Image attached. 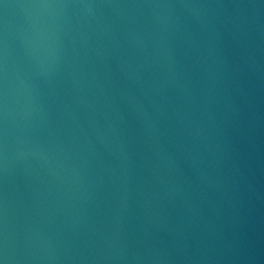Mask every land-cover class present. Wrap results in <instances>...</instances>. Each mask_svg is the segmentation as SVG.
Masks as SVG:
<instances>
[{
    "label": "water",
    "instance_id": "obj_1",
    "mask_svg": "<svg viewBox=\"0 0 264 264\" xmlns=\"http://www.w3.org/2000/svg\"><path fill=\"white\" fill-rule=\"evenodd\" d=\"M6 264H264V0H0Z\"/></svg>",
    "mask_w": 264,
    "mask_h": 264
},
{
    "label": "clouds",
    "instance_id": "obj_2",
    "mask_svg": "<svg viewBox=\"0 0 264 264\" xmlns=\"http://www.w3.org/2000/svg\"><path fill=\"white\" fill-rule=\"evenodd\" d=\"M0 264H6V260L4 258H0Z\"/></svg>",
    "mask_w": 264,
    "mask_h": 264
}]
</instances>
